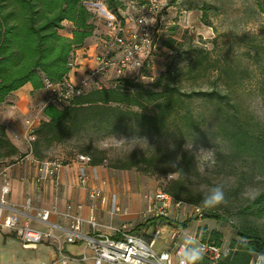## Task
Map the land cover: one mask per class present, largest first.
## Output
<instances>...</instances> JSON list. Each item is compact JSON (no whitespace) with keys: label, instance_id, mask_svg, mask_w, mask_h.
<instances>
[{"label":"rangeland","instance_id":"374dc122","mask_svg":"<svg viewBox=\"0 0 264 264\" xmlns=\"http://www.w3.org/2000/svg\"><path fill=\"white\" fill-rule=\"evenodd\" d=\"M145 1L122 0V22L127 28L135 29L134 19L142 13L139 4ZM160 1L162 10L154 21V43L145 54L144 70L129 69L123 77L138 79L156 91L160 88L156 89L154 85L164 78L168 66H171L173 70L171 85L178 86L181 93L191 95L189 97L182 94L180 107L182 113L185 111L192 113L194 117L192 124H187L188 122H185L178 113L161 126V129L149 123L130 121L123 130L115 134L129 138L134 134L139 135L147 138L149 145L142 143L143 149L137 147L129 155L121 154L115 158L110 156L108 151L99 149V141L112 134L89 130L53 144L47 150L44 162L66 166L73 162L77 163V156L87 155L85 151L105 157L104 165L98 166L101 170H93L91 178L96 185L99 182L105 183L101 188L102 195L107 197V201L103 203L101 200H89L90 207L95 206L94 214L101 230L106 233L110 232L108 227L116 226L120 219L124 220L120 222L121 224H126L132 229L157 216L155 212H150L156 195L168 194L167 190L174 186L172 182L178 180L167 179L168 174L174 169L166 165L178 154H182L183 159L177 167H183L187 175L186 179H180V184L175 187L185 200L179 207L172 204L164 213L168 217L171 215V222L176 226H181L183 221L192 219L184 231V238L193 236L198 239V230L204 226L210 231L213 229L219 231L223 235L221 244L228 246L234 240H240L236 232V227L239 226L255 228L264 236V212L260 214L259 211L249 210L248 207L253 201L241 198V193L252 185L260 189V195L264 194V125L256 123L248 110L250 102L264 104V12L258 6L259 0ZM100 2L103 0L86 1L95 11L101 9V6H98ZM98 12L95 21H102L106 26L107 32L102 35V39L108 40L107 21L99 16ZM65 25L66 28L61 33L67 36L71 25L69 23ZM169 41H173L172 48L167 45ZM108 44L112 46L111 41ZM98 52L103 51L98 48ZM110 53H114L112 56H115L117 50L114 48ZM199 59H202V64L196 65ZM217 75H220V78L217 79ZM119 78L121 77L110 70L99 76L96 81L105 87H113ZM214 90L228 93L231 105L226 107L221 105L223 108L219 110L216 101L204 95ZM235 109L238 129L240 126L250 133L248 136H239L242 138L240 149L229 139L232 135H225V132L220 130V125L231 123ZM193 134L196 142L205 148L217 147L216 163L205 176L196 171V162L193 158L187 152H183V145L186 140H191ZM210 137H215L218 144L214 145ZM30 141V138L22 140L17 144L19 146L14 142L19 154L12 158L6 157V150L0 149V169L17 164L30 154L32 144ZM171 145L175 146L174 150ZM144 157L152 158L154 164L153 166L141 164L143 171L136 168L129 170L112 168V165ZM146 169L149 171L144 172ZM232 176L237 177V183L226 189L227 205L203 208L201 200L206 189L217 182L227 181ZM107 185L111 188L109 194L105 190ZM171 197L175 199L174 196ZM189 201L198 204L193 205ZM116 205L121 208L120 212H115ZM195 208L201 209L203 215L209 211L217 212L224 220L216 221L205 217L194 219L197 215ZM171 210H175L174 214ZM105 213L107 217L113 218L111 224L109 218L106 222L98 221V215L103 218ZM119 214L120 218L117 216ZM173 229L170 225L157 240L159 249L162 244L169 245V231ZM48 243L53 245V240ZM39 249L40 246L31 251L38 252ZM25 251L27 250L21 245L12 246L10 241H6L5 245H0V264H60L58 254L51 257L50 253H42L46 261L39 263V254Z\"/></svg>","mask_w":264,"mask_h":264},{"label":"trees","instance_id":"16d2710c","mask_svg":"<svg viewBox=\"0 0 264 264\" xmlns=\"http://www.w3.org/2000/svg\"><path fill=\"white\" fill-rule=\"evenodd\" d=\"M87 0H0V103L14 91L26 84H31L34 90L44 89V80L60 83L71 72L70 62L75 57L76 50L86 46L87 41L94 36L96 30L95 15L86 3ZM108 9L118 17H122V0H103ZM258 6L264 12V0H259ZM71 25L69 34L61 32ZM173 41L167 44L172 48ZM202 59L196 62L201 65ZM144 70V69H143ZM173 70L168 66L164 78L159 80L153 90L138 79L119 78L113 87L102 89L92 88L75 97L69 105L62 109L47 105L42 113L46 118L33 130L31 153L39 162H44L47 150L57 143L83 134L89 130L104 131L113 134L123 130L130 121L149 123L159 129L174 116L175 113L191 125L194 117L189 111L182 113L180 103L182 94L191 97L189 93H181L176 85H171ZM220 75H217V79ZM206 97L216 101L219 110L231 105L228 93L214 90L204 93ZM237 110L232 113L231 123L220 125L225 135L240 149V135H250L244 128L236 125ZM230 119V118H228ZM161 129V128H160ZM246 136V137H247ZM0 149L6 150V157L19 154L18 147L11 141L0 125ZM91 157V166L104 165V156L85 151ZM90 154V155H89ZM23 156V155H21ZM144 166H153L154 160L144 157L140 160L131 159L112 165L114 169L129 170L136 168L143 171ZM146 169L144 172H148ZM180 179L172 182L173 187L167 193L174 196L176 202L184 201L176 190ZM176 186V187H175ZM197 205L198 202L189 201ZM199 209V208H198ZM249 210L264 212V194L260 195L248 207ZM201 210V209H200ZM203 215V211H202ZM207 219L224 220L214 211L205 212ZM198 219V216L196 218ZM192 219L183 221V229L188 227ZM156 221L150 219L145 222ZM176 226V225H175ZM136 225L133 231L139 230ZM239 241L234 240L229 245L228 254L216 264H251L255 255L264 257V236L255 228L236 227ZM202 241L221 245L223 235L217 230H209L206 226L198 230ZM200 264H214L203 259Z\"/></svg>","mask_w":264,"mask_h":264},{"label":"built area","instance_id":"2783aa9c","mask_svg":"<svg viewBox=\"0 0 264 264\" xmlns=\"http://www.w3.org/2000/svg\"><path fill=\"white\" fill-rule=\"evenodd\" d=\"M98 6L101 9L95 11L92 9L95 18L98 15L107 21L109 32L108 40L117 50V54L112 56L109 48L102 49L103 52H97L93 57L95 66L89 70L87 76L73 83L69 79L70 73L75 68V57L70 62L71 72L62 82L55 83L44 80V89L47 91V98L44 102V107L52 105L59 109L69 105L75 97L82 95L87 90L92 88L102 89L105 86L96 81L99 76L105 75L110 70H113L117 76L123 77L126 70L137 69L141 70L144 66V57L147 51L153 47L155 24L154 21L159 12L162 10L160 0H146L139 4L141 14L134 19L135 29L127 28L122 22L123 17H118L112 13L108 7L100 2ZM90 7V6H89ZM149 21V23H145ZM108 40H104L106 46ZM114 50V49H113ZM28 136L33 141L32 135L34 127L27 126ZM30 141V143H31ZM31 149V146H30ZM31 154V153H30ZM78 164L83 165L79 171V183L82 187L88 185L89 177L84 169V166H91L90 156L80 154L76 158ZM40 180L44 179L45 173L52 176L55 180L58 179V171L60 164L50 162H39ZM102 184H105L102 182ZM89 198L92 201L101 200L103 203L107 201V197L102 195V188L99 186L88 187ZM9 185L5 184L1 190L0 196V229L13 232L25 248H34L42 244L45 240L54 239L57 244L58 257L61 264H70L71 262L90 263V264H177L179 254L184 244V231L181 226H174L173 230L169 231V245H161L157 247V240L163 234V226L155 227L154 231L147 235V231L135 232L126 224L109 226L110 232H103L94 214L95 206L90 208L91 215L88 219L83 218L78 211L83 208L81 204L70 203L66 207V211L62 213L65 220L70 221L69 227H63L51 221L53 214H58L56 209H37L35 215H30L32 210V200L27 199L23 203H11L7 199L9 194ZM181 205L176 202L169 194L159 193L156 195L155 202L151 207L150 212H155V218L161 219L166 217L164 213L169 210L170 206ZM118 205L115 206V212H120ZM195 214L198 218H203L202 211L195 208ZM152 218V219H155ZM32 220L37 221L45 227L44 230L32 226ZM146 222V221H145ZM87 225V232L82 231V226ZM59 232L60 234H54ZM197 242L203 244L206 248L204 256L208 261L216 264L222 257L228 254L230 247L228 245H218L208 241H202L200 237L195 238ZM65 244H80L87 253L81 254L77 260L74 256L71 257L65 252ZM169 247V248H168ZM251 264H264L262 255H255Z\"/></svg>","mask_w":264,"mask_h":264},{"label":"crops","instance_id":"0c3cea01","mask_svg":"<svg viewBox=\"0 0 264 264\" xmlns=\"http://www.w3.org/2000/svg\"><path fill=\"white\" fill-rule=\"evenodd\" d=\"M105 32H107V28L103 22H97L94 36L87 41L85 47L76 50L75 68L69 75V79L73 83H78L79 81L81 82V80L87 76L89 70L95 66L92 57L98 52V48L104 49L106 47H110L111 49H114V47L110 46V44L106 46L104 40L102 39V35ZM108 42L110 41L108 40ZM46 98L47 91L45 89L34 90L32 85L28 83L11 93L3 103H0V125L5 127L7 135L13 142H15L16 145L19 144L20 141L27 139L28 125L32 128H36L42 120L46 119L42 113ZM39 166V161H37L32 154H27L24 159L20 160L17 164L0 169V196L2 187L5 184H8L10 192L7 195V199L11 203L21 204L25 200L31 199L33 208L29 211V214L32 216L35 215L37 209H56L58 214H53L51 216V221L62 225L63 227L70 226V221L65 220L62 216V213H64L66 211V207H68V202L81 204L83 208L79 210L78 213L83 218L88 219L91 215V207L90 198L88 197V192L90 191H87V187L99 186L101 188L103 186L101 182L96 185L94 179L91 178V172L93 170H101V168L93 167V165L84 166L86 173L90 177L88 185L82 187L78 179L79 170L83 167L81 164L73 162V164L61 166L58 171L57 180H55L52 176L47 177V175L43 173L44 179L38 182L41 175L39 173ZM110 189L109 185L105 186L107 194H109ZM174 211L171 210V213L174 214ZM117 216L120 218L121 215L119 214ZM170 216L156 219V221L150 222L149 224H145V222L138 224L141 225V228L139 230H135V232L142 233V231L145 230L148 232L147 235H149L154 231L156 226H164V232L170 227V225H172V227L175 226V224L171 222ZM107 218H109V223L111 224L113 222V218L107 217L106 213L103 218H101L100 214L98 215V221L106 222ZM116 220L118 221L119 219ZM120 220V222L124 221L122 219ZM120 222L116 225L121 224ZM31 224L35 228H40L42 230L45 229L43 225L35 220H32ZM135 227L132 229L134 230ZM87 230L88 226L83 225L82 231L87 232ZM54 234L60 233L54 232ZM50 240H53V245L48 243ZM6 241H10L12 246L18 244L21 245L27 250L25 251L26 253L39 254V263L46 261V259L43 258L42 253H50L51 257L58 254L57 251L55 252L58 248L54 239L45 240L42 244L38 245L40 246L39 251L41 252H35L31 251L33 248H25L13 232L0 229V245H5ZM64 248L68 255L71 257L74 256L76 259L79 258L81 254L87 253V251H85L83 246L80 244H65ZM74 263L80 264L77 261Z\"/></svg>","mask_w":264,"mask_h":264},{"label":"clouds","instance_id":"9594fccd","mask_svg":"<svg viewBox=\"0 0 264 264\" xmlns=\"http://www.w3.org/2000/svg\"><path fill=\"white\" fill-rule=\"evenodd\" d=\"M149 23V21H145ZM248 110L251 113L254 121L258 124L264 125V104L257 105L255 102H250ZM211 142L214 145L218 144L217 139L211 138ZM142 143L149 142L147 138L139 135H133L130 138L119 134H112L109 137L99 141V149L101 151H108L109 155L113 158L118 157L121 154L129 155L135 148H142ZM151 146V145H150ZM153 147V146H152ZM174 150L175 146L171 145ZM183 152H187L189 156L196 162V171L201 175H207V172L212 169L216 163L217 147L205 148L202 144L196 142V137L193 134L190 141L186 140L183 145ZM183 159L182 154H178L174 160L167 163L166 166L171 167L174 171L170 172L167 179H186V173L183 167H177L181 164ZM207 170V171H206ZM237 183V177L232 176L227 181H221L208 187L201 200L203 208H217L221 205H227V191L226 189ZM260 195V189L257 186H248L242 193L241 198L248 201H255ZM206 254V248L193 236H187L184 238V244L179 254L177 264H200ZM227 255V253H225Z\"/></svg>","mask_w":264,"mask_h":264}]
</instances>
